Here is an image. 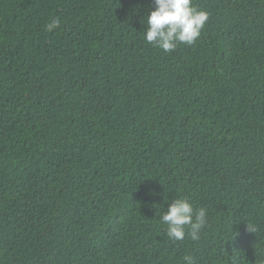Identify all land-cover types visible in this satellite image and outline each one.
I'll return each instance as SVG.
<instances>
[{
  "label": "trees",
  "instance_id": "16d2710c",
  "mask_svg": "<svg viewBox=\"0 0 264 264\" xmlns=\"http://www.w3.org/2000/svg\"><path fill=\"white\" fill-rule=\"evenodd\" d=\"M192 4L165 52L153 0H0V264H264V0Z\"/></svg>",
  "mask_w": 264,
  "mask_h": 264
},
{
  "label": "clouds",
  "instance_id": "9594fccd",
  "mask_svg": "<svg viewBox=\"0 0 264 264\" xmlns=\"http://www.w3.org/2000/svg\"><path fill=\"white\" fill-rule=\"evenodd\" d=\"M153 4L154 8L143 21L146 25L144 38L165 52L175 50L180 43L194 44L209 18L207 12L193 6L192 0H153ZM59 25L60 21L53 19L46 24L45 31L51 32ZM206 213L204 208L194 209L186 199H175L161 217L167 225V237L182 241L187 234L192 241H199L201 230L207 223ZM247 229L255 232L254 226L247 225ZM183 261L184 264H195L191 255L184 256Z\"/></svg>",
  "mask_w": 264,
  "mask_h": 264
}]
</instances>
